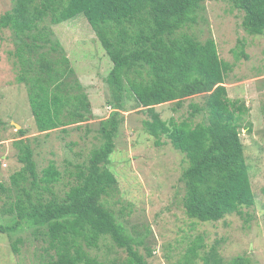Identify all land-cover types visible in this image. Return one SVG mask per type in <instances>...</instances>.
Masks as SVG:
<instances>
[{
  "label": "trees",
  "instance_id": "16d2710c",
  "mask_svg": "<svg viewBox=\"0 0 264 264\" xmlns=\"http://www.w3.org/2000/svg\"><path fill=\"white\" fill-rule=\"evenodd\" d=\"M244 12L243 27L250 34H264V0H230ZM13 7L0 17V28L13 32L12 55L19 66L17 80L25 83L36 125L41 132L90 119L91 102L76 77L63 43L52 25L84 16L113 62L107 77L113 110L97 130L102 143L88 162L78 164L76 182L59 194L55 184L62 172L51 161L40 173L34 148L24 138L15 140L22 168L11 175V186L0 178V193L9 192L3 212L15 216L12 224H0V232L13 233L24 226L35 237L44 236L45 253L38 264H103L88 248H99L110 236L128 256L106 264H149L136 241L107 197L118 179L109 168L116 137L125 121L128 94L144 108L145 130L162 144L167 136L184 153L188 166L182 174L186 193L184 206L190 218L217 222L256 203V194L242 140V120L250 107L231 99L225 85L230 65L224 61L214 37L199 40L183 28L197 22L205 0H13ZM204 95L205 104L191 102L189 116L165 120L156 105ZM207 110V119L195 117ZM23 136L25 131L19 130ZM0 161V169H1ZM13 242L14 252L19 251ZM220 241L209 249L203 235L191 243L186 264H246L237 256L226 261ZM204 253L201 255V251ZM152 255V251H148Z\"/></svg>",
  "mask_w": 264,
  "mask_h": 264
},
{
  "label": "rangeland",
  "instance_id": "374dc122",
  "mask_svg": "<svg viewBox=\"0 0 264 264\" xmlns=\"http://www.w3.org/2000/svg\"><path fill=\"white\" fill-rule=\"evenodd\" d=\"M13 5V0H0V17ZM243 16L244 12L230 0H205L197 22L180 33L193 34L201 41L215 38L221 58L230 65L225 83L229 96L250 107L243 117L241 131L257 199L255 205L244 208V217L234 213L217 222H203L187 215L182 181L188 166L186 155L167 136H162V144H157L156 137L144 127V120L150 118L148 112L137 107L132 95L126 97L125 121L108 164L118 184L106 199L136 241L143 240L138 248L149 264H186V253L198 235L204 236L207 249L219 240V250L226 261L243 256L246 264H264V34L248 33L243 27ZM52 28L88 94L93 115L78 123L82 124L80 127L68 126L67 131H39L27 86L17 80L19 66L11 53L16 49L13 32L0 28V178L11 186V175L22 168L15 140L24 138L34 148L40 173L51 161L57 164L62 176L55 189L64 194L76 182L77 165L88 162L91 152L102 143L97 130L113 110L107 82L113 62L84 16L53 24ZM191 102L202 106L205 96L189 97L181 106L174 102L158 104L156 110L165 120H180L189 116ZM207 115L204 110L195 121H204ZM20 129L25 131L23 136ZM8 194L0 193L3 225L15 220V216L3 212ZM19 238V251L14 252L13 242ZM46 246L44 236L35 237L29 226L13 233L0 232V264H38ZM88 250L103 264L125 261L128 256L110 236L101 240L99 248ZM203 253L202 250L200 254ZM196 261L203 264L200 257Z\"/></svg>",
  "mask_w": 264,
  "mask_h": 264
}]
</instances>
